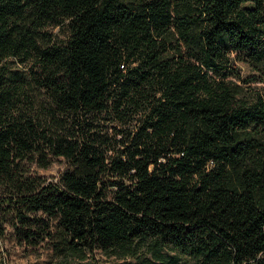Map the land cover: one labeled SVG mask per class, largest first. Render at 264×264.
Returning a JSON list of instances; mask_svg holds the SVG:
<instances>
[{
    "label": "trees",
    "instance_id": "obj_1",
    "mask_svg": "<svg viewBox=\"0 0 264 264\" xmlns=\"http://www.w3.org/2000/svg\"><path fill=\"white\" fill-rule=\"evenodd\" d=\"M250 82L264 0H0V210L19 242L47 240L53 264H264ZM56 157V180L22 164Z\"/></svg>",
    "mask_w": 264,
    "mask_h": 264
},
{
    "label": "rangeland",
    "instance_id": "obj_2",
    "mask_svg": "<svg viewBox=\"0 0 264 264\" xmlns=\"http://www.w3.org/2000/svg\"><path fill=\"white\" fill-rule=\"evenodd\" d=\"M48 29L55 41L60 42L65 39L67 31L62 26H51ZM16 65L25 68L29 63L16 62ZM236 65L242 76L250 73L249 67L244 62L237 61ZM248 84L250 87H264L260 82H250ZM22 164L28 172L43 176L46 180H56L59 173L66 167V161L62 157L53 158L45 168L39 167L33 160H25ZM12 222L11 217L0 210V257L3 259L4 264H53L55 257L50 243L47 240L35 246L20 243ZM68 262H70L69 264H137L133 258L107 256L99 250L87 254L84 259L70 258Z\"/></svg>",
    "mask_w": 264,
    "mask_h": 264
}]
</instances>
